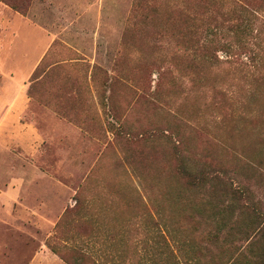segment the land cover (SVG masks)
<instances>
[{
	"label": "rangeland",
	"instance_id": "obj_1",
	"mask_svg": "<svg viewBox=\"0 0 264 264\" xmlns=\"http://www.w3.org/2000/svg\"><path fill=\"white\" fill-rule=\"evenodd\" d=\"M28 1L6 9L53 42L18 74L5 63L18 32L0 31V264H67L48 246L58 235L99 264H170L160 201L181 155L250 188L264 213V174L249 176L264 171V0H238L254 12L245 47L226 26L232 46L209 64L177 49L170 0Z\"/></svg>",
	"mask_w": 264,
	"mask_h": 264
},
{
	"label": "trees",
	"instance_id": "obj_2",
	"mask_svg": "<svg viewBox=\"0 0 264 264\" xmlns=\"http://www.w3.org/2000/svg\"><path fill=\"white\" fill-rule=\"evenodd\" d=\"M0 1L21 14H26L29 8L28 0ZM245 1L252 5V0ZM201 4L203 10L197 11L188 3L186 7L178 0H170V36L176 40L177 49H184L183 54L189 50L194 63L199 58L200 63H212L219 50L232 46L220 45L218 40L226 26L234 32L236 43L244 48L243 34L251 30L250 14L254 12L238 0H201ZM179 160L180 177L177 181L170 179V195L160 201L163 207L170 208V264H264V213L261 204L254 201L253 191L188 163L182 155ZM247 165L253 164L245 162L243 166ZM249 171L252 179L264 174L258 168L251 167ZM75 200L64 218L79 211L83 200L78 195ZM138 201L137 208L145 205ZM128 211H132L131 204ZM62 236L58 235L48 246L64 262L99 264L83 248L67 245Z\"/></svg>",
	"mask_w": 264,
	"mask_h": 264
},
{
	"label": "crops",
	"instance_id": "obj_3",
	"mask_svg": "<svg viewBox=\"0 0 264 264\" xmlns=\"http://www.w3.org/2000/svg\"><path fill=\"white\" fill-rule=\"evenodd\" d=\"M10 8L0 1V31L3 30L4 33H12V31L18 32L16 44L13 46L12 42L9 41L5 47L6 50V65L13 66L17 69L18 74L23 73L25 70L35 67L42 57L47 52L48 48L51 46L53 39L51 35L46 34L41 28L35 25H31L24 18L20 16H13ZM8 10V11H7ZM25 33V34H24ZM38 36L42 37L41 41ZM36 37V40L34 39ZM38 43L35 46V52L31 55L30 49L34 46L33 44ZM9 49H16L15 54L11 55ZM29 49V50H28ZM13 58V59H12ZM17 74V75H18ZM19 79H20V75ZM22 77V76H21ZM17 87H19L18 83ZM21 91V88H18ZM11 97L8 95V101L12 102ZM17 106V104H15Z\"/></svg>",
	"mask_w": 264,
	"mask_h": 264
}]
</instances>
